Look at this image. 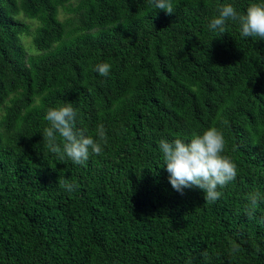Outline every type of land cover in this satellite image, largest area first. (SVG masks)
<instances>
[{"label":"trees","instance_id":"obj_1","mask_svg":"<svg viewBox=\"0 0 264 264\" xmlns=\"http://www.w3.org/2000/svg\"><path fill=\"white\" fill-rule=\"evenodd\" d=\"M225 2L253 0H0V264H264V39L212 32ZM64 104L103 145L82 165L43 140ZM209 128L238 173L215 202L159 150Z\"/></svg>","mask_w":264,"mask_h":264},{"label":"clouds","instance_id":"obj_2","mask_svg":"<svg viewBox=\"0 0 264 264\" xmlns=\"http://www.w3.org/2000/svg\"><path fill=\"white\" fill-rule=\"evenodd\" d=\"M151 2L155 9L166 10L168 14L174 12L172 0ZM230 22L239 24L242 37L264 39V0H253L243 13L233 3L221 4L209 22V29L221 35L226 32V25ZM111 69L112 65L107 62L99 63L94 68L102 77H108ZM76 118L77 113L71 104L49 108L45 114L48 126L42 135L53 153L58 151L57 143L62 138L63 155L74 164L82 165L91 154H101L103 145L96 138L77 130ZM98 136L103 140V130ZM159 150L169 173L168 179L173 189L181 194L185 189L198 188L203 191L206 200L215 202L221 196L219 189L235 180L238 174L236 164L224 155L225 139L216 128H209L189 139L161 140ZM60 187L72 194L78 186L64 181ZM249 199L255 205L264 197L256 194Z\"/></svg>","mask_w":264,"mask_h":264}]
</instances>
